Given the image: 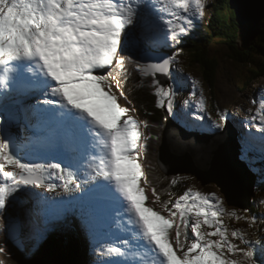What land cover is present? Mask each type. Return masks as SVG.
Segmentation results:
<instances>
[{
	"label": "snow or ice",
	"instance_id": "obj_1",
	"mask_svg": "<svg viewBox=\"0 0 264 264\" xmlns=\"http://www.w3.org/2000/svg\"><path fill=\"white\" fill-rule=\"evenodd\" d=\"M206 7V0H0V104L9 92L22 98L42 93L39 103L28 107L55 125L57 148L77 149L86 145L90 135L107 148L99 165L91 157L85 179L79 181L76 173L69 170L70 160L62 167L64 158L54 157L55 162L45 163L21 162L13 151L15 137L6 127L0 134V210L23 199L31 188L54 192L62 186L64 193L71 194L83 183L99 178L114 182L115 192L109 184H97V198L80 203L81 226L90 229L96 217L109 212V203L115 211L124 207L116 196L118 192L127 202L125 211L134 218L129 219V224L138 226L142 234L151 264H264V242L259 245L262 258L257 259L256 245L239 231L233 229L230 236L244 243L245 248L229 239L219 219L228 213L215 193L203 195L188 190L171 207L169 202H163L171 220L145 206L144 190L138 186L142 171L136 158L144 150L143 140L147 137L139 131L140 122L128 115L130 109L118 105L108 84L110 77L115 79L120 95L128 100L121 80L127 75L125 65L133 64L141 76L151 78L156 106L166 105L167 111L173 112L176 93L164 88L158 74L171 77L176 56L153 58L147 50L167 45L169 40L179 44L196 26V20L202 19ZM130 47L145 52L144 62L125 55ZM22 62L34 63L46 78L41 79L35 72L32 76L18 73L16 69L23 67ZM184 103L188 105V101ZM40 104L54 107L42 108ZM204 104L201 94V110ZM257 117L262 125L259 131L264 133V106L252 119ZM220 118L226 119L223 114ZM142 123L148 126L147 121ZM212 127L219 129L223 125L214 123ZM259 139L264 151V136ZM85 155L82 153L80 159ZM242 159H247V148ZM6 165L17 171H5ZM57 180L62 184L58 185ZM154 194L159 199L158 193ZM230 215L237 216L235 212ZM205 225L213 230L203 231ZM170 230L175 235V250ZM120 243L128 245L126 240ZM5 251L6 246L0 245V252ZM225 251L238 258L230 259ZM99 254L109 264L128 255L120 246L106 250L101 247Z\"/></svg>",
	"mask_w": 264,
	"mask_h": 264
},
{
	"label": "rangeland",
	"instance_id": "obj_2",
	"mask_svg": "<svg viewBox=\"0 0 264 264\" xmlns=\"http://www.w3.org/2000/svg\"><path fill=\"white\" fill-rule=\"evenodd\" d=\"M217 0H206L207 7L203 13L202 19L196 20V27L201 29L205 25V21L211 16L213 11V5ZM194 29V28H192ZM191 29V30H192ZM170 43H173L171 40H169ZM220 45L215 46L211 50V56L215 58V61L218 63V67L215 70V76H214V97L216 100V106L217 109L213 111L212 104L210 102V99L208 98V90L206 87V84L203 80L202 73H200V70L198 67H190L191 58L182 53L180 55H175L176 59L175 62L177 63V69L176 71L180 74H183L185 78V82H179L178 83V97L177 100L179 102V114L183 117L188 118L191 122H194L195 124L199 125L200 131L204 129V122L207 123L208 128L210 131L218 130L215 127H212L214 123H220L224 120H221V114H223L226 119L231 118L234 124L237 126V130L240 132V145H241V155L240 158H242L243 153L245 152V149L247 148V159L250 161H257L259 159L258 154L261 151V141L260 137L264 136V133H261L259 131V128L262 126L260 124V118L257 117L255 120L252 119V116L254 113L260 112L262 106H264V78L262 80H257L252 83H250V74L248 73L250 67L249 66H238L237 64L233 63L228 57H226L224 51L220 50ZM223 50V49H222ZM259 63L264 62V57H258L257 58ZM113 82L108 81V84L111 86L113 93L117 96V103L119 106L127 107L130 109V112H133L132 117H138L136 108L128 103V100L124 98V96L120 95L119 88H117V81H114L115 79H112ZM115 86V87H114ZM203 96L205 104L204 109L201 110L199 105L200 96ZM182 95V96H181ZM185 101H188V105H185ZM9 99H4L3 103L1 104L2 109H7L10 105ZM34 102H31V104H26L25 107L21 106L19 108H16V112L23 113L27 109H30L28 106L32 105ZM38 103V99H35V104ZM44 107H50L48 105H44ZM53 107V106H51ZM13 108V107H12ZM186 115V116H185ZM198 117H203V119H198ZM125 118V117H124ZM33 120V118H30ZM36 117V123L37 121ZM22 122L25 124V120L22 117ZM42 123V122H41ZM27 126V124H26ZM3 127L0 124V134L3 133ZM22 130V127H21ZM24 130V128H23ZM148 139L152 142H156L158 136L157 131L149 129L147 131ZM162 139V135H161ZM81 154L85 153L90 155L91 157H95V163H99L102 158H105L107 155V148L104 145L103 141H100L99 138H96L94 136L89 137V140L87 141L86 145L81 146L77 148ZM263 152V151H262ZM147 156H149L148 151H140L137 155L136 162L140 164L142 176L140 180L138 181V186L141 187L144 190V196H145V206L152 208L154 211L159 213L160 215L164 216L166 219H172L168 215V212L165 209L158 208L160 201L156 200L154 198V195L150 192V189L148 190L147 185L148 182L146 179H144V174H148L147 169ZM264 156V152H263ZM85 157V156H84ZM150 165V164H149ZM5 171H17L16 169L5 166ZM259 171H263V169ZM172 176V175H171ZM175 176H179L181 180H183L184 185V192L190 190L192 193L199 192L200 194L207 195L210 193H215V195L222 201L223 203V210L225 213L228 214H222L219 219L222 222V226L227 229L229 233V239L236 243L240 248H245L246 245L244 243H241L239 240H235L230 236V233L233 229L239 231L242 236H244V239L247 241H251L256 245V258L261 259L260 255V242H264V220H260L258 218H255V216H252L248 211H242L237 209L235 206H230L226 204L225 198L223 193L220 191L218 186H216L213 183H207L205 185H202L195 176L191 174H178ZM264 178V172L262 173V176L259 177V179ZM58 185H61L60 181H55ZM109 184V183H108ZM110 186L112 187L113 191L115 192V188L113 186V182L110 183ZM70 187H74L73 185H70ZM62 186H58L56 191L54 192H48L45 188H36L37 189V195L44 201L47 202L50 206H60L62 207V210L68 209L67 202L64 199H59L61 192H64L61 190ZM183 192V193H184ZM258 192V191H257ZM118 192H116V196L118 197ZM120 195V194H119ZM31 195V200H32ZM122 197V196H121ZM180 197V196H179ZM179 197L172 200V203H174ZM122 202L127 206V202L123 200ZM255 208L257 207L258 214H261V216L264 218V198L260 193L254 192V196L252 198ZM59 201L61 203H59ZM12 203H15L18 207V212L21 214L22 217L27 218V221L32 222L30 215L27 214L26 210V201H21V199H18L14 202H11L6 205V208L2 211L0 214V244L5 245L9 241V233L8 228L9 224H7L8 220V207L12 205ZM71 203V202H70ZM69 203V205H70ZM157 203V204H156ZM171 203V204H172ZM171 204L169 207H171ZM40 212H42L46 207V205L41 206ZM34 209L36 210V206H34ZM113 207L109 210L110 212L114 213L115 210H112ZM250 210V208L248 209ZM121 212H124L123 208H120ZM119 213V211H117ZM235 212L237 214L236 217H233L230 215V213ZM18 213V214H19ZM32 213V212H31ZM19 214V216H20ZM33 214V213H32ZM60 214V213H57ZM61 218H63V214ZM20 216V217H21ZM129 216V214H128ZM119 223V222H118ZM29 225V223H28ZM134 225V224H133ZM25 229L29 231V226H26L24 223ZM203 231H212L213 229H209L206 225L202 229ZM56 233V232H54ZM71 233L67 234V240L71 242L72 240H77L80 242V237H75L74 234L70 235ZM141 233L139 232L138 226L135 225L134 227V242L132 245L133 252L129 253L130 256H126V258H131L134 261V258L132 255H135L139 259L142 258V254L144 252L147 253L145 248V242L141 238ZM35 237H38L37 234L31 236H27V247L28 251L30 253V261L36 260V250L44 249V248H52L53 254L62 253L61 248L63 245H65L67 242L64 241L62 243H56L55 242H49L47 244H44L45 237L42 236V239H36ZM63 239L65 237L60 236ZM23 238V237H22ZM61 238V239H62ZM169 238L170 242H172V246L175 250V244L174 239L175 235L172 230L169 232ZM213 239H216V237H213ZM24 243V242H23ZM83 245V244H82ZM96 248H99L98 245L95 246ZM129 250V249H128ZM100 252V249L97 251ZM148 254V253H147ZM179 255V252H177ZM149 255V254H148ZM69 256V255H68ZM225 256H228L230 259H237L238 255H232L225 251ZM70 258V256H69ZM136 259V260H139ZM73 260V259H71ZM131 261V260H130ZM152 257L149 255V259L147 261H144L143 264H151ZM77 260H74L73 264H77ZM129 262V261H128ZM122 264H127V261L123 259L121 261ZM0 264H19L16 261H14L12 258L8 257L5 252H0ZM89 264V263H88Z\"/></svg>",
	"mask_w": 264,
	"mask_h": 264
},
{
	"label": "trees",
	"instance_id": "obj_3",
	"mask_svg": "<svg viewBox=\"0 0 264 264\" xmlns=\"http://www.w3.org/2000/svg\"><path fill=\"white\" fill-rule=\"evenodd\" d=\"M236 1L237 0H217L213 5L211 16L205 21V25L201 29L198 28L190 34L186 40L185 38L182 39L179 46L171 49L166 48L162 51L173 56L177 55V53L179 55L180 53H185L186 56L191 58L189 65L190 67H198L200 73H202L213 111L217 109L213 94L214 76L218 63L215 61V58L211 56V50L215 46L220 45V50L224 51L226 57L233 61V63L241 67H250L248 71L251 75L249 77L251 80L249 81L250 83L264 78V62L259 63L257 60L259 56L264 57V21L260 35L253 41V45L250 49L243 52L239 51L237 46L239 41V16L236 11ZM154 50L160 53V50ZM122 81L123 91L127 94L128 99L132 101L131 104L135 106L139 117L142 121H147L149 129L157 131L158 138L156 142L147 139L145 145L149 154V156H147L149 175L147 174L146 181L148 182V190L150 189L154 198L160 201V203H158V208L164 209L163 202H169V199L182 194L184 189L183 180H181L179 176H171L164 172L162 173L156 164L157 149H159L161 145V135L166 125L164 107L156 106L155 101L157 98L154 94L155 89L151 86V78L141 76L136 70L135 65H131L129 71H127L126 77H124ZM180 81V78L177 77L176 82ZM173 109H175L177 113L179 112L176 102L174 103ZM263 152L260 151L259 154H261L260 161L264 165ZM154 191L158 193L159 199H157ZM258 193L264 198V183L259 185ZM249 208L250 210L248 212L252 214V216H255V218L261 217L260 213L257 215V207L255 208L254 204ZM69 233H71L70 235L73 234L70 227L68 232L63 235H52L49 238V242H55L56 244L57 242L62 243L66 241L67 243L60 248L68 264H73L74 260L78 261L77 264H85L86 245H82L83 241L78 242L77 240H72L69 242L67 240V234ZM60 236L65 237V239ZM5 246L7 256L17 263L30 260L31 256L28 257L27 255H23L12 243L8 242Z\"/></svg>",
	"mask_w": 264,
	"mask_h": 264
},
{
	"label": "water",
	"instance_id": "obj_4",
	"mask_svg": "<svg viewBox=\"0 0 264 264\" xmlns=\"http://www.w3.org/2000/svg\"><path fill=\"white\" fill-rule=\"evenodd\" d=\"M236 11L239 16L238 50L248 51L261 33L264 0H237ZM158 78L162 85L166 84L167 77L158 74ZM18 122L20 118L17 115L14 117L6 115L3 127V132L7 127L15 137L14 152L15 144L20 137ZM169 138H172L173 144L163 145L164 139L168 141ZM177 142L184 144L186 153L177 150L175 156L169 155L168 150L177 149L173 146ZM239 150L237 132L232 125L225 124L217 134L200 136L180 128L167 116L161 145L156 155V164L167 175L191 174L202 185L215 184L223 193L227 205L246 210L249 209V201L254 194L255 176L240 160ZM207 162H209L208 166ZM215 162L217 165L213 166ZM22 232L19 224L11 221L10 241L24 255L25 246L17 239L18 236L22 237ZM35 255V261L28 260L19 264H68L62 253L53 254L52 248L49 247L42 248Z\"/></svg>",
	"mask_w": 264,
	"mask_h": 264
},
{
	"label": "bare ground",
	"instance_id": "obj_5",
	"mask_svg": "<svg viewBox=\"0 0 264 264\" xmlns=\"http://www.w3.org/2000/svg\"><path fill=\"white\" fill-rule=\"evenodd\" d=\"M260 35V34H259ZM258 35V36H259ZM257 36V37H258ZM154 49H157V48H154ZM155 52L156 53H159L157 50H155ZM41 78V77H40ZM31 103V102H30ZM23 107H25V104L24 105H22ZM26 109H27V107H26ZM47 122H48V120H47ZM18 123H21V122H18ZM20 126V125H19ZM44 126V124L43 123H38L37 125H36V127H38V128H41V127H43ZM25 128H27V127H25ZM47 129H46V127L44 128V130H43V133L46 131ZM20 132H23V135H25L24 133H25V130H23V127H22V131L21 130H19ZM236 131H237V137L239 138L240 137V133H239V131L236 129ZM27 132V131H26ZM192 133H195V132H192ZM199 132H196V134H198ZM198 135H204V134H198ZM206 135V134H205ZM47 136V135H46ZM172 139V138H171ZM170 138L168 139V141L167 140H165L164 139V142H163V145H166V143H167V145L169 146V144L171 143V145L173 144V141L171 140ZM174 147H176L177 149H170V150H168V154L169 155H173V156H175V153L177 152V150H179V151H183V154L184 153H186L185 152V150L186 149H184L185 148V146H184V144L183 143H181V144H179L178 142L176 143V144H174L173 145ZM158 150V149H157ZM24 149H20L19 150V154H20V156H19V158L21 159V162H23V158H24ZM18 154V155H19ZM192 155H195L194 153H191ZM214 159V158H213ZM207 164V166H208V164H209V162H207L206 163ZM217 164H216V162L215 163H213V166H216ZM163 173V172H162ZM110 186V185H109ZM72 203H75L74 201H72ZM77 206V205H76ZM247 211H249V210H247ZM121 233V235L124 237V241L126 240V241H128V239L131 241V244H130V242L128 241V249H129V253H132L133 252V248H132V245H133V242H134V235H132V236H130V235H128V234H126V233H123V232H120ZM16 239V238H15ZM17 239H18V241H22V237L20 238L19 236L17 237ZM80 240L81 241H83L82 240V238L80 237ZM88 240L86 239V242H87ZM81 248H82V245H81ZM86 257V256H85ZM145 259H146V261L149 259V255L147 254V253H145ZM85 264H88L89 263V261H87L86 259H85Z\"/></svg>",
	"mask_w": 264,
	"mask_h": 264
}]
</instances>
